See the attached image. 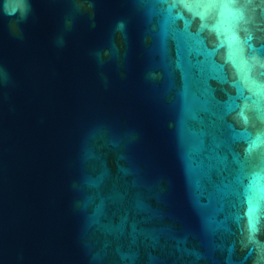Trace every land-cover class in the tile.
Here are the masks:
<instances>
[{
  "label": "water",
  "instance_id": "95a60500",
  "mask_svg": "<svg viewBox=\"0 0 264 264\" xmlns=\"http://www.w3.org/2000/svg\"><path fill=\"white\" fill-rule=\"evenodd\" d=\"M0 264H264V0H0Z\"/></svg>",
  "mask_w": 264,
  "mask_h": 264
}]
</instances>
